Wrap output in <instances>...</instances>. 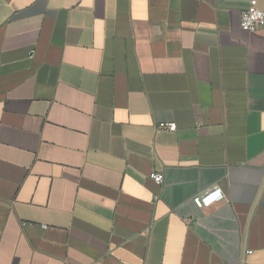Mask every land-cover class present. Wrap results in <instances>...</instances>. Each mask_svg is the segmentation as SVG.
<instances>
[{"label": "crops", "instance_id": "1", "mask_svg": "<svg viewBox=\"0 0 264 264\" xmlns=\"http://www.w3.org/2000/svg\"><path fill=\"white\" fill-rule=\"evenodd\" d=\"M248 5L0 0V264H264Z\"/></svg>", "mask_w": 264, "mask_h": 264}, {"label": "built area", "instance_id": "2", "mask_svg": "<svg viewBox=\"0 0 264 264\" xmlns=\"http://www.w3.org/2000/svg\"><path fill=\"white\" fill-rule=\"evenodd\" d=\"M248 8L242 12L240 17V29L244 32H254L264 28V11L260 10L257 6L258 0H248ZM264 1V0H263ZM159 129L174 132L176 131L175 123H160ZM149 179L156 185H161L163 182V175L161 173H150ZM224 200V193L218 186H212L193 196L190 200L192 205L198 209H208L215 204ZM249 254V252L247 253Z\"/></svg>", "mask_w": 264, "mask_h": 264}]
</instances>
